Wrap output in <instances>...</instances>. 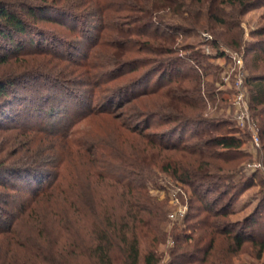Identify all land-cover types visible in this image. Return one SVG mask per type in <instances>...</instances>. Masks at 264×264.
<instances>
[{"label":"trees","instance_id":"1","mask_svg":"<svg viewBox=\"0 0 264 264\" xmlns=\"http://www.w3.org/2000/svg\"><path fill=\"white\" fill-rule=\"evenodd\" d=\"M263 3L264 0H120L118 3L111 0H84L81 3L80 9L87 7L88 15L100 17L101 29L109 33L111 40L108 38L104 40L100 35L98 46L101 50L87 65L77 64L80 67L74 71V75L76 76L79 71L78 78L82 75L87 76L89 73L87 68L100 70V73H104L106 69H111L112 72H109L111 77L106 81H100L98 76L96 77L97 74H93L86 82L91 89L94 87V93H99L100 106L92 107L86 116L82 111L76 110V115L84 117L73 119L71 126L54 134L60 139L63 148L60 157H64L60 160L59 167L61 165L62 172L58 173V177L71 178V171L69 173L68 169L70 170L72 164L82 168L83 173L77 178L78 185L75 183L64 188V183L58 184L40 196L50 198L56 193L67 194L69 200L66 198L36 200L30 212L36 215L31 241L35 243V240H39L38 235L42 231L45 236L40 240H44V244L33 248L31 253L33 257L41 259L45 264H64V261L68 263L69 256L75 253L86 256L91 251L90 257L95 264H159L155 244H159L160 236L165 234L164 226L167 223L168 209L158 199L151 197L147 191L146 180L154 169L168 175L192 194L195 200L191 198V203L199 204L201 207L199 216L196 217H201L205 213L204 218L196 225L198 229H202L197 244L206 243L208 246L206 249L198 250L204 256L202 260L204 264H228L226 256L242 249L246 239L241 232L232 234L229 227L224 224L223 219L230 215L231 211L222 204L231 190L235 191L231 196L234 203L237 197L254 186L253 179L250 178H244L239 183L235 182L241 160L247 157L241 150L248 135L242 136V131L232 128V123L226 118L205 116L209 115L207 109L210 104L217 110L229 108L227 105L222 106L217 103L218 94L214 90V85L204 81V78L211 74L206 72L202 75L196 74L194 79L189 81L190 83H185L186 79H183L167 90L160 88L159 85L160 87L153 90L126 98L124 105L132 106L122 114H118L117 108H113L111 104L119 99L126 89L128 91L130 88H137L149 77L160 75L164 77L161 72L163 64L150 70L133 84H125V86L119 83L115 88L118 95L112 98L110 106L107 103L115 90L109 95L101 87L121 81L124 76L123 71L133 66L128 62L131 55L147 53L157 57L173 56L177 52L174 46L179 35L184 37L199 31H214L221 28L224 33L219 34L220 40H216L214 46L219 47V43H222L233 49H240L243 38L241 23L230 22L224 7L232 8L239 15L244 16ZM55 9L54 11L62 17L64 15L78 17V13L72 8ZM23 11H26V16L36 18L34 8H24ZM125 12L133 15L131 23H122L120 14ZM163 13L167 14V19L176 21V24L165 25L161 16ZM135 26L138 29L133 28ZM28 27L23 12L12 11L0 4V37L8 40L10 45L16 46L17 51L22 48L14 37L28 35ZM89 29L86 32L91 34L92 28ZM152 29L153 32L149 33L148 31ZM162 29H166L165 31L171 34H166ZM134 36L144 37L147 40L144 43L136 42L132 39ZM251 36L256 40L245 48L246 57L254 55L251 61L253 72L248 76L247 83L251 87L252 110L264 149V26L252 32ZM35 42L32 40L31 45L33 46ZM7 61V55H0V65ZM54 67L60 69L58 64ZM168 86L169 83L165 87ZM8 87L9 85L4 81H0V98H6ZM219 102H224L223 98ZM168 109H173L176 114L169 115L166 114L167 111L166 113L162 111ZM3 111H0L1 116H4ZM86 119L97 122L98 128L87 132L86 137L89 140L84 139L82 142L74 138L80 133L73 128L81 120ZM155 119L176 125L165 133L146 134ZM189 127L208 129L195 130L196 141L189 142L183 134H180ZM170 135H178L179 140L174 143L166 142L172 137ZM42 161V164L46 162ZM30 166L42 168L41 164H30L28 167ZM94 178L99 182L106 181L109 188L115 189L122 198L123 212H118L114 207L107 208L102 200H94L92 188ZM224 188L228 191L220 192L216 199L208 200V193ZM38 195L37 193L36 198ZM97 201L102 211L98 210ZM218 206L220 208L217 209ZM72 213L82 223L83 229H88L85 236L79 235L80 239L78 236L75 237L72 229L70 218ZM49 217L55 221L51 224V228L46 221ZM256 218L257 214L247 223L255 225ZM56 226L59 231L66 234V243L67 241L68 244L70 243L67 253H57L50 245L47 246L48 228L52 230ZM253 237L249 241L259 248L260 259L264 254V229L259 227L258 230H254ZM221 238H225L221 243H228V249L225 251L216 248ZM176 241L179 247L180 239ZM73 249L76 252H73Z\"/></svg>","mask_w":264,"mask_h":264},{"label":"rangeland","instance_id":"2","mask_svg":"<svg viewBox=\"0 0 264 264\" xmlns=\"http://www.w3.org/2000/svg\"><path fill=\"white\" fill-rule=\"evenodd\" d=\"M111 1L118 3L120 0ZM83 2L84 0H0V4L10 10L18 13L23 12L29 26L28 35L14 37L16 41L20 42L22 49L19 51L15 49L16 46L10 45L8 40H3L0 37V55L8 56V61L0 65V81L9 85L6 98H0V109L4 110V113L2 112L4 116L0 115V264H45L41 259H36L31 254L33 248L44 244V240H40L45 234L42 231L38 235L39 240H35V243L31 241L33 240L31 233L36 215L30 214V212L35 206L36 200H63L65 198L69 200L67 194L56 193L50 198L40 196L58 184L64 183V188L75 185V183L78 185L77 178L81 177L83 173L82 168L72 164L70 170L68 169L69 173L71 171V178L61 179V176L58 177V173L62 172L61 165L59 167L60 160L64 157H60L63 152L60 139L54 135L57 131L71 126L73 119L84 117L76 115V110L82 111L86 116L92 107L100 106L99 93H94V87L91 89L86 85L90 76L97 74L96 77L98 76L102 82L111 77L109 75V72H112L111 69L100 73V70L87 68L89 72L87 76L82 75L78 78L79 71L76 74L77 77L74 75V71L80 67L77 64L87 65L101 50L98 46L100 35L104 40L105 38L111 40L109 33L101 29L100 17L93 14L88 15L87 7L80 9ZM46 6L49 9L46 10ZM41 7L46 8L41 9ZM62 7L72 8L75 13H78V17L72 15L62 17L54 11L55 8L59 10ZM24 8H34L36 18L26 16ZM224 8L230 22L241 23L243 38L240 49H233L222 43H219V47L214 46L215 41L220 40V35L224 33L221 28L214 31H199L184 37L179 35L177 44L174 46L177 52L173 56L157 57L147 55V53L131 55L128 62L133 66L127 67L123 71L124 76L121 81L102 85L101 89L108 92L109 95L115 90L111 100L107 103L110 106L112 98L118 95L115 88L119 83L133 84L144 77L147 72L163 64L161 72L164 77H160L161 75L149 77L137 88H128V91L126 89L124 94L111 104L114 106L113 108H117L118 114H122L132 106L124 105L126 98L137 96L160 86L167 90L182 82L183 79H186L185 83H190L189 81L194 79L196 74L202 75L205 72L211 74L206 79L204 78V81L214 85V90L218 94L217 103L222 106L227 105L229 108L217 110L210 104L207 109L209 115L205 116L226 118L232 123V128L242 131V136L248 135L241 150L242 154L247 157L241 160L240 171L235 182L239 183L244 178H250L254 183V186L237 197L235 199L237 201L234 203L231 199L234 190H231L230 195L223 199L222 206L231 211L230 215L223 219L224 224L229 227L232 234L241 232L246 239L241 250L226 256L227 263L264 264V254L259 259V248L249 241L254 236V230H258L259 227L264 229L263 142L260 139V147L256 146L252 137L253 133L247 128L239 127L233 120L235 117L233 103L237 95L236 81L238 73L241 72L244 75L251 119L256 122L252 110L251 87L247 83L248 76L253 72L251 61L254 55L246 57L245 48L256 40L251 36V33L264 26V3L244 16L239 15L232 8L227 6ZM166 15V13L161 15L164 18L163 23L175 25L176 21L167 19ZM120 16L123 24L131 23L133 18V15L127 12ZM90 27L92 28L91 34L86 32ZM133 28L138 29L137 26ZM153 30L148 32L152 33ZM165 32L171 34L169 31ZM132 39L142 43L147 40L138 36H134ZM32 40L36 41L33 46L31 45ZM236 55L242 59L241 65L233 60ZM57 64L60 69L54 67ZM103 74L104 76H102ZM168 83L169 86L165 87ZM203 90L205 89L203 88ZM221 98L224 102H219ZM123 105L124 107L119 109ZM162 111L164 113L167 111L166 114L169 115L176 114L173 109ZM86 120H81L73 128L80 133L74 138L82 142L84 139L89 140L86 137L88 136L87 132L98 128L97 122ZM167 122L155 119L151 122V127L149 131H146V134L165 133L176 125ZM207 129V127H189L180 134H183L189 142H195V130ZM177 140H179L178 135L169 137L166 142L174 143ZM57 142H59L58 146ZM42 160L46 162L42 164ZM30 164H41L42 168L28 167ZM29 168L35 170L30 172ZM92 181L94 200H102L106 203L107 208L114 207L118 212H123L122 198L119 197L115 189L109 188L106 181L99 182L95 178ZM146 186L149 195L158 199L168 209L167 223L164 226L165 234L160 236V243L155 244L159 264H204L202 262L204 256L198 250L206 249L208 246L206 243L197 244L202 229H198L196 225L204 218L205 213L201 217H196L199 216L201 207L199 204L191 203L192 194L157 169H154L148 176ZM227 191L226 188L212 191L207 195L208 200L216 199L220 192ZM37 193L39 198H36ZM172 199L179 200L180 204L173 205ZM193 199L195 200V198ZM98 203L97 201V208L102 211L100 203ZM192 205L194 206L192 207ZM173 214L176 216L175 218H172ZM255 214H257L255 225L247 223ZM70 218L75 237L78 236L80 239L79 235L85 236L88 229H83L82 223L78 221L74 213L70 214ZM51 219L53 218L46 219L50 228L51 224L55 222ZM57 226L52 230L48 228L47 242L49 244L46 242L47 246L50 245L57 253H67L70 243L68 244V241L66 243V234L59 231ZM178 238L180 239L179 247L176 241ZM224 239L221 238L216 244V248H220L222 251L228 249L227 242L221 243ZM90 253L91 251L86 256L75 253V255L69 256L68 263L65 260L64 264H95Z\"/></svg>","mask_w":264,"mask_h":264},{"label":"built area","instance_id":"3","mask_svg":"<svg viewBox=\"0 0 264 264\" xmlns=\"http://www.w3.org/2000/svg\"><path fill=\"white\" fill-rule=\"evenodd\" d=\"M238 57H239L238 55L234 56L233 60H235L236 63H238L239 65H241L242 59ZM236 89H237V95L233 103V107L235 109L234 112L235 117L233 120L235 123H237L239 127L249 129V131L253 133L252 137L255 145L260 147V137L257 131L256 124L254 120L251 119L250 108L247 102V92L244 86V75L241 72H239L237 75ZM171 203L173 205H175L176 203L180 204L179 200L176 201V199H172ZM175 217L176 216L173 214L172 218Z\"/></svg>","mask_w":264,"mask_h":264}]
</instances>
